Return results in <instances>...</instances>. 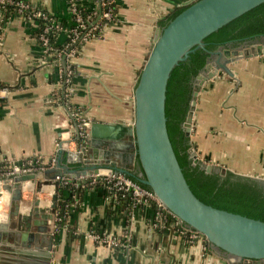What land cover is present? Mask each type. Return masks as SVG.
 <instances>
[{
	"label": "crops",
	"instance_id": "obj_1",
	"mask_svg": "<svg viewBox=\"0 0 264 264\" xmlns=\"http://www.w3.org/2000/svg\"><path fill=\"white\" fill-rule=\"evenodd\" d=\"M28 1L57 15L65 28L72 24L71 0ZM76 1L91 9L96 5L95 0ZM187 1L116 0L115 19L100 36L85 42L73 60L76 75L69 97L60 66L38 65L42 50L30 22L12 17L0 31V82L13 87L7 96L0 93L5 99L0 111V165L33 159L50 164L56 159L55 167L65 174L62 178L85 188L79 194H59L57 212L48 222L49 234L54 233L51 264H227L206 239H192L170 223L156 221V209L136 202L131 193L109 190L101 182L93 187L78 183L88 180L95 166L79 160L80 148L101 166L126 175L142 172L137 157L132 161L135 89L160 22ZM57 40L64 45L68 34L62 32ZM225 49L213 54L211 62L227 63L231 73L220 68L203 84L191 139L201 159L238 174L264 176V54L229 57ZM73 110L88 122L82 142L69 112ZM38 178L45 179V173ZM2 186L0 221L6 224L14 203ZM54 189L50 184L37 191L36 182L23 183L22 212L37 199L49 207ZM14 226L11 222L8 230ZM91 234L115 236L121 246L100 244ZM16 239L3 234L0 264L41 262L46 247L39 249L34 241L27 248Z\"/></svg>",
	"mask_w": 264,
	"mask_h": 264
},
{
	"label": "water",
	"instance_id": "obj_2",
	"mask_svg": "<svg viewBox=\"0 0 264 264\" xmlns=\"http://www.w3.org/2000/svg\"><path fill=\"white\" fill-rule=\"evenodd\" d=\"M263 2L264 0H190L181 4V7L186 8L165 28L158 29L135 89V119L130 132L135 137L132 161L134 163L137 157L142 171L139 174L141 183L154 192L168 211L201 233L215 250L222 253L226 257L224 263L230 261L238 264L246 260L255 264L264 262V221L213 207L194 194L168 133L167 83L175 66L185 61L195 49L206 47L204 39L207 36ZM217 51H209L205 69L193 81L191 107L184 123L187 136L191 135L195 105L203 84L214 78L220 68L231 73L227 63L211 62L212 55ZM224 53L229 57L262 55L264 43L245 45L233 50L226 48ZM69 112L76 121L73 111ZM78 123L75 122V126L80 132ZM96 125L93 123L92 131ZM80 149L82 152H78L79 160L92 161L95 166L90 174L98 173L102 167L100 161L93 160L91 154H85L86 148ZM189 152L195 163L201 161L193 147ZM202 167L210 172L215 165L204 162ZM227 171L230 170L221 168L222 174ZM44 173L45 179H39L36 173L15 177L11 190L13 209L9 213L8 223L0 224V239L3 234H8L27 248H31L34 241L39 243V249L46 247L41 262L24 261V264H51L54 233L49 234L48 222L57 212L60 187L57 177L61 178L65 174L60 167L49 168ZM27 181L36 182L37 191H42L44 185L55 186L49 207H42L41 199H37L28 212H22L23 183ZM86 182L87 180H80L78 183ZM11 222L15 226L9 231Z\"/></svg>",
	"mask_w": 264,
	"mask_h": 264
},
{
	"label": "trees",
	"instance_id": "obj_3",
	"mask_svg": "<svg viewBox=\"0 0 264 264\" xmlns=\"http://www.w3.org/2000/svg\"><path fill=\"white\" fill-rule=\"evenodd\" d=\"M99 1L100 0H95L96 5L94 4L95 7L93 6L94 8L92 9L82 3H78L77 5V9L81 12L88 27L91 25L88 16H92L90 20L94 21L97 19V15L94 13L100 12V8L97 7V2ZM104 1L110 2L112 0ZM30 3V12L42 11L46 16V18L36 17V26L32 22L34 24H32L34 27V37L38 45L42 50L44 46L40 40V36L45 34L49 39V45L54 49L53 51L59 52L64 48V45H60L57 42V32L53 27L55 24H62L63 21L60 20L57 15L48 11L44 6L36 5L32 2ZM185 8L186 7H180L169 13L160 22L161 28H165ZM5 9V22L10 16L22 17L17 13L14 4H6ZM106 9H111L115 18L118 10L116 0L114 2L112 1L106 7H103V10ZM73 16L74 15H72V18ZM73 20H75V18H73ZM106 24H109L108 20L99 21L97 26L100 30H95L96 33L101 34V28ZM46 27L52 28L46 33ZM261 34H264V2L207 36L204 39L206 43L205 48L195 49L189 54V57L185 61L180 62L171 71L166 91V117L168 133L176 156L194 194L201 201L213 207L264 221V180L248 175L236 174L232 171H227L226 174H222L221 168L217 166L210 172H207L206 168L202 167L204 163L202 159L198 163L194 162L189 149L194 147L197 150V148L191 139V135H186L184 126L191 107L193 81L195 77L205 69V65L210 56L209 51H217L220 48L234 49L242 43H245L246 40H253ZM77 46L80 48L82 43H78ZM56 57L55 55L51 56L49 58L51 61L49 64H55L54 59ZM4 87L9 88V90L13 88L4 82H0V89ZM4 101L5 99L0 97V111ZM74 122L78 123L80 121L76 120ZM80 142H82L81 137ZM33 160L37 161L35 163L36 167L41 166L42 163L38 159ZM9 169V164L7 162L1 164L0 178H3ZM129 176L141 183L138 172L131 173ZM84 189L85 188L82 186H75L74 183H64V181H60L59 194L63 195L65 190L73 194H79L83 192ZM171 220L172 218L169 219L168 223H172ZM174 228L176 229V227ZM207 245L209 246L208 242Z\"/></svg>",
	"mask_w": 264,
	"mask_h": 264
},
{
	"label": "built area",
	"instance_id": "obj_4",
	"mask_svg": "<svg viewBox=\"0 0 264 264\" xmlns=\"http://www.w3.org/2000/svg\"><path fill=\"white\" fill-rule=\"evenodd\" d=\"M112 1L114 2L115 0ZM112 1L106 2L104 0H100L99 2H97V7H100V12L94 13L97 15V19L94 21L90 20L92 16H88L89 21L91 23L90 27H88L84 21L81 12L77 9L78 2L76 0H71L70 9L72 15H74L73 18H75V20H72V24L68 28H65L60 23L55 24L53 27V29L57 32V39L62 32H66L68 34V40L64 44V48L59 52L53 51L54 49L49 45V39L45 34L40 36V40L42 41L44 47L42 49L41 58L38 60L39 63L38 65H42V66L49 65V63L51 62L49 58L53 55L57 56L54 59V63H57L60 66V70L62 72V77H63V83H65V86L69 85V87L64 90L65 95H67L68 97L73 92V87L71 84L73 82V78L76 75V70L75 67L73 66L74 65L73 60L80 53L85 42H87L92 38L100 36V34H97L95 31V30H100V28L97 26L98 22L101 20H108L109 22L113 20L114 16L111 9L103 10V7H106ZM6 4H10V5L14 4L17 13H19L23 17V19L33 22L35 26L37 25V23L35 22L36 17L46 18V16L42 13V11L30 12L29 10L31 8V3L28 1L0 0V31L5 29V26L9 24L10 19H12V16H10L7 18L6 22L4 21ZM105 26L103 28H105ZM50 28L46 27L45 32L47 33L50 30ZM103 28H101V32ZM2 40L3 38L1 39V41ZM78 43H82V46L80 48L77 46ZM0 93L7 96V94L9 93V88L7 87L1 88ZM73 116L80 121L78 123L80 129L79 132L80 137L85 138L88 122L82 120L81 113L79 111L76 110L73 111ZM194 150L198 155L197 150L195 148ZM202 160L205 163L213 164L210 161L204 159ZM36 162L37 161H28L24 164H15V163L9 164V168H10L9 171L6 172L3 180H0V190H2L3 188L2 184L4 183V189L11 194V190L13 189V185L15 183L14 179L16 176L21 174H30V173H36L38 176L40 173L45 172L47 169L54 168L57 161L56 159H53L50 164L42 163L41 166L39 167L35 166ZM57 178L62 182L64 181V183L69 182L66 178H62V177L61 178L57 177ZM82 180H87V178L85 179L83 178ZM99 182L103 183L109 190L115 189L122 193H131L133 198L136 200V202L145 203L147 205L154 206L157 212L156 221H161V222L165 221L168 223L169 219L172 218L171 220L172 223H170L171 224L170 227L172 228L176 227V230H178L182 234H189L190 238L192 239L195 240L205 239L201 233L194 230L193 228L185 224L183 221H181L174 214H172L170 211H168L151 189L139 183L138 181H135L129 175H126L123 172H119L118 170H114L111 167L102 166L99 168L98 173L90 174V177L85 184H89L87 187H93ZM91 237L98 243L107 245L111 248H116L121 246L120 240L112 235L91 234ZM226 263L236 264L230 261H227ZM243 264H255V263L252 262L251 260H246L245 262H243ZM261 264L264 263L262 262Z\"/></svg>",
	"mask_w": 264,
	"mask_h": 264
},
{
	"label": "flooded vegetation",
	"instance_id": "obj_5",
	"mask_svg": "<svg viewBox=\"0 0 264 264\" xmlns=\"http://www.w3.org/2000/svg\"><path fill=\"white\" fill-rule=\"evenodd\" d=\"M260 43H262V44L264 43V34H261L259 37L255 38L253 40H246L245 43H242L241 45H239L237 48H234V49L241 48V47H243L245 45H253V46H255V45H258ZM220 49H223V48H220Z\"/></svg>",
	"mask_w": 264,
	"mask_h": 264
},
{
	"label": "rangeland",
	"instance_id": "obj_6",
	"mask_svg": "<svg viewBox=\"0 0 264 264\" xmlns=\"http://www.w3.org/2000/svg\"><path fill=\"white\" fill-rule=\"evenodd\" d=\"M20 18H22V17H20ZM23 19V18H22ZM115 18H113V20H114ZM25 20V19H24ZM112 20V21H113ZM25 21H27V20H25ZM28 22H30V21H28ZM111 22V21H110ZM110 22H109V24H110ZM31 24H33L32 22H30ZM108 24V25H109ZM107 25V24H106ZM5 37L3 38V41H2V44H4V42H5ZM1 44V45H2ZM217 167H219V166H217ZM221 168V167H220ZM250 176H259V177H257V178H260V179H262V180H264V176H261V175H250ZM2 207H3V205H0V212H3V210H2Z\"/></svg>",
	"mask_w": 264,
	"mask_h": 264
},
{
	"label": "bare ground",
	"instance_id": "obj_7",
	"mask_svg": "<svg viewBox=\"0 0 264 264\" xmlns=\"http://www.w3.org/2000/svg\"><path fill=\"white\" fill-rule=\"evenodd\" d=\"M0 197H2V198H3V197H4V196H3V194H2V195H0ZM6 202H7V201H6ZM6 218H8V216H7ZM2 223H3V221H0V224H2Z\"/></svg>",
	"mask_w": 264,
	"mask_h": 264
}]
</instances>
